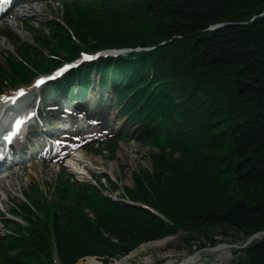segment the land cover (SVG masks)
<instances>
[{
	"label": "trees",
	"instance_id": "obj_1",
	"mask_svg": "<svg viewBox=\"0 0 264 264\" xmlns=\"http://www.w3.org/2000/svg\"><path fill=\"white\" fill-rule=\"evenodd\" d=\"M135 0L131 6V14L127 19L115 21L112 23L116 27L115 30L122 34L123 38L134 41L129 38L136 31L138 24H149L156 27H161L160 31L150 34L147 37L148 43H157L160 40H169L172 37H182L183 42L188 44V51L191 57L196 58V64L191 61L189 64L194 65L189 71L188 76L197 78L203 77V73L211 70H228V78L233 81L234 88L237 91V96L245 102L253 103L256 110L255 116L251 121L242 122L240 125L233 123L238 121L239 115L223 111L220 105H223V97H218L214 91V95L210 96L209 101L212 112L215 117H223L232 119L231 125L226 131V144L231 146L234 153V158L239 161V166L236 171L238 174V182L242 186H249L253 189H264V15L255 17L247 24H236L239 22H247L252 17L259 15L264 11V0ZM136 3H140L138 11H133L136 8ZM215 23H227L221 28L213 31L206 30L207 27ZM97 26V25H96ZM93 26L94 31L99 32V27ZM129 27V28H127ZM172 43H167L166 51H173L178 40H172ZM182 52L181 49L178 50ZM197 57H195V56ZM188 65V64H187ZM185 67V66H184ZM230 70V71H229ZM209 73V72H208ZM208 81L209 77H208ZM212 82V81H211ZM216 89V88H215ZM214 89V90H215ZM219 105V106H218ZM203 108L208 110L207 106ZM251 113V111H249ZM199 157V155H192ZM202 166L205 164L203 158H199ZM229 156L224 155L222 161H230ZM188 159L177 161V167L170 163H165L170 170L168 178L162 181L163 193L157 198V193L153 190L156 196L141 185L146 182H154L150 177L146 176V180H137L141 186L138 193L143 195V198L151 205L160 208L162 211H168L173 216H178L187 230L197 232V230L205 224L200 223L203 218L201 215L208 216L207 224L223 225L230 224L236 229L243 231L244 235H249L255 231L264 229V202H259L261 198L253 200H245L241 197L224 198L223 196L229 191L228 186L231 183L228 181L220 182V192L216 194L220 197L218 201V209L215 211L204 210L205 213L198 212L195 208L191 210L193 205H196L195 200L191 197H184L188 187L196 189L195 196L211 195V190L217 188L213 183L208 182L204 185V181L208 177H204L203 170L192 171L186 165ZM185 167L190 172L184 170ZM200 173V175H199ZM194 174L197 176V182L194 179ZM200 176V177H199ZM157 181V180H156ZM152 184H149L151 186ZM155 188V185L153 186ZM178 191L182 197L181 200H175L173 194ZM225 197H227L225 195ZM232 199L234 201L231 202ZM227 200H229L227 202ZM234 202V203H233ZM132 213L133 223L138 224L136 214L140 211H130ZM126 214V213H125ZM143 218L154 221L150 236L140 235L141 237H133L129 240L128 249L142 240H147L151 236H160L163 233L174 232L175 227H169L167 223L162 224L161 220L148 213L143 212ZM127 215V214H126ZM128 217H126L127 219ZM143 226L145 223L139 222ZM119 226V222L117 224ZM135 227V226H133ZM116 230V228H115ZM113 230L112 232H114ZM99 232V231H98ZM94 247H104L105 242L94 234ZM105 238V237H104ZM119 246V245H118ZM106 248V247H104ZM80 250H72L69 248L65 254L64 261L66 264H73L77 253ZM246 264H264V239L255 243L247 250ZM35 261L37 259H34ZM41 262L36 261V264ZM44 264V263H43Z\"/></svg>",
	"mask_w": 264,
	"mask_h": 264
},
{
	"label": "rangeland",
	"instance_id": "obj_2",
	"mask_svg": "<svg viewBox=\"0 0 264 264\" xmlns=\"http://www.w3.org/2000/svg\"><path fill=\"white\" fill-rule=\"evenodd\" d=\"M60 0H48L46 3H41L37 9L38 12L36 16L34 17L33 25L38 28L39 31V38H35L36 41H39L38 43L45 45L44 41L42 40L43 38H48L49 35L51 36H60V33L52 29L50 26L44 28L43 30L41 27L39 28L38 24H47V22L60 15L61 11V5L58 3ZM78 22V21H77ZM52 24V23H49ZM129 28V27H127ZM64 29V28H63ZM136 31L130 36L131 39H133L135 42H139L141 44H144L147 40V37L150 34H153L157 31L161 30V27H156L152 26L149 24H143L140 23L138 24V27L135 28ZM66 30V29H65ZM107 33L112 34L114 37L120 39V34L116 30L109 31L108 28L105 30ZM18 40L19 42H25V43H31L32 42V33L26 31V29H22L18 32ZM17 41V40H16ZM176 47H178L182 52L177 51L176 52V57L173 59L177 61V69L179 68V71L182 73L186 74V71H182L183 66H189L187 65V57L189 53L187 52L188 45L186 42H176ZM34 50L36 47L33 48ZM184 50L186 51V54L184 53ZM45 52L46 50L43 49ZM195 56V55H194ZM197 57V56H195ZM198 58V57H197ZM191 61L196 64L197 60L194 57H191ZM191 66V65H190ZM230 71V70H229ZM209 72V73H208ZM203 73V76H206L203 82L209 83L207 78L209 77L210 84H212V89L216 88L214 91L219 95L223 96L224 98V109L225 112H229L232 115L236 114L239 115L238 119H240L242 116L249 115V111H254V104L253 103H248L243 101L237 96V91L234 88L233 81L229 79L227 73L228 70H221L218 71L216 70H211ZM179 73V72H177ZM212 81V82H211ZM213 91V93H214ZM215 94V93H214ZM203 97V96H202ZM210 101L208 102L207 105H209ZM223 103V102H222ZM197 106L202 107V105H205V103H200V101L196 102ZM212 111V110H210ZM210 115V113H208ZM225 118V117H224ZM233 118V116H232ZM217 120V119H216ZM229 120V119H228ZM221 125H223L221 123ZM129 128H131L133 131L131 134L123 140L120 144V147L116 152H102L100 155H94L93 153H90L87 151L86 156H81L82 159L85 161H91L94 159L97 161V165L95 167H92L95 170L96 174H101L102 172H105L110 175L112 179L115 180L116 183H112L107 180V178H97L95 180L94 178L89 180L85 175L82 174H76L74 173V178L78 179H83L87 180L89 182H92L91 186L87 187H81L80 185H74L70 186L68 183L64 185L65 188H77L80 189L77 193H71L65 191L66 196H70L71 198H74L78 196L82 191L81 195L79 197H76L75 200L89 197L91 191L92 192H98L104 197L108 198L110 196L111 198L118 199L117 197L126 196V194L123 195L124 191H127L132 197L131 199L133 201H139V200H145L143 199V195L138 193L139 189H141V186L135 182L136 177L138 176L140 180L142 179L141 176H144L145 171H150L152 175L150 176L151 180L154 182H146L141 185H149L153 187L155 185V188L157 191L158 188L160 189V186L162 184L161 180H165L168 178L170 175V170H168V167L163 166V162L160 163L161 159L166 160L167 158L172 159V157H176L177 160L181 159H188L189 162H186V165L192 169V171L195 173V171H198L199 169L202 170L205 165H208L207 171L210 172L214 176H219L214 184H217L219 186V182H224L228 181L231 183V186H228L229 191L225 194L226 196L230 197H241L242 199H247V200H253L254 198L258 197L261 198L259 202H264V189H253L249 186H242L238 182V177H233L231 175V172L234 171V168L236 167V159L234 158V151L231 146L226 144V138H221V137H214L220 133L222 130V126H218L216 129V126L213 124H206L205 121L202 122L201 124V130L200 134L206 138V140L212 141L214 139L213 144H210V146L214 147L212 149V155L206 157L202 156V158H205L208 162V164H202L200 163L201 157H195L190 154L186 148H184V152L181 151L179 153L176 152L175 156H167V155H161L159 157L157 148H154V146L151 144L152 141H138V138H134V128L128 125ZM220 135V134H219ZM205 140V139H204ZM205 140V141H206ZM111 146H114L112 144ZM177 149L179 147H176ZM95 152L94 150H92ZM186 152V154H185ZM189 153V154H187ZM217 155H221L220 157H216ZM224 155L229 156L230 161H222V158ZM213 156V157H212ZM168 163L172 164L174 167H177V163L175 162H170ZM90 168V165H87ZM220 166H228L230 167L229 169L221 170ZM37 167L39 169L42 168V174L38 175L36 178L38 184L40 185L42 189V193L44 196L49 198L50 200L53 197L54 190H58L54 187H51V183L55 181L57 178V170L58 168L51 169L48 168L47 165L44 164H37ZM81 170V168H78ZM186 170V168H184ZM50 171V175H49ZM59 171V170H58ZM204 172V170H203ZM60 175L65 174V175H70L69 171H66L64 169L60 170ZM49 175V176H48ZM71 176V175H70ZM39 178H43L44 181L40 180ZM157 180V181H156ZM144 181V180H141ZM212 186L213 180H209ZM24 182V181H23ZM23 182L17 183L15 182L12 185L11 191H9V195L13 196L14 192L17 191V193L14 196V201L17 202V198L20 196V189L22 191H25L26 193L30 192V195L33 197L31 199L36 201V195H34L33 189V183L34 181L29 179L26 183H28V186L26 187ZM36 182V183H37ZM116 184V185H115ZM163 185V184H162ZM22 186V187H20ZM158 186V188L156 187ZM33 191V192H32ZM60 191V190H59ZM117 196V197H116ZM145 196V195H144ZM35 197V198H34ZM54 197H57L58 195H54ZM64 201L72 202L69 200L68 197H66V200L63 199ZM115 201V208L117 210H122L126 212L128 218L125 219L123 215H120V211H118L117 214L110 215L109 218L113 217L116 221L118 220L119 226L114 224L113 222L111 223L113 226L109 227L110 225L106 224L102 219L103 217H96L93 214V211L96 210L94 208L95 205L101 206L98 203H91L87 206H81L80 208H84V215L86 218H90L87 220L85 225L81 226V235L80 236H85L88 240H93L94 234L91 235L88 232V228L91 226L95 227V231L98 234L100 238L103 239L105 242L104 247H97V249H92L91 247L93 244H87L83 249H80L75 255L81 256L79 258H75V260L72 261L73 264H77L78 260L80 259H86L87 257H96L98 260L103 262L104 264H109L117 259H120L124 256H126L128 253L132 252L137 248L139 245L145 243V242H150V241H157V240H162L163 243L158 246H153L149 247L146 250H140L137 252L133 257H131L128 261V264H159L161 262L170 260V261H179L181 259H184L187 257V255H192V258L194 261L189 264H236L237 260L239 257H242V249L239 251L236 249L238 247V244L242 243L243 246L245 240L244 236L241 235L238 231L234 230V226L232 225H226L223 224L222 226L219 225H210L207 224L208 216L206 215H201L203 218L200 220V223L205 222L200 228L197 230V233H191L188 230L184 228L182 223L179 221L180 226H177L174 232L172 233H163L162 235L156 237V236H151L147 240H142L138 242L136 245L133 246V248H128L125 250L127 247L129 240H131L133 237H141L140 235H147L150 236V233H153V230L151 228L156 225L154 221H151L149 219L143 218L142 211L139 210L138 208L135 207H126L123 208L122 202L121 201ZM10 203L9 201H7ZM108 201L104 203L103 205H107ZM110 203L113 205V203L110 201ZM137 204V203H136ZM145 204H149L146 202ZM50 210L53 211V205L50 204ZM52 207V208H51ZM123 208V209H122ZM195 208L198 212L200 213H205L203 212L204 210H212L215 211L217 210L218 207V199L217 195L215 196H206V197H198L196 199V205H193L191 207V210ZM101 208H98V210H101ZM145 210V209H144ZM130 211H140L136 215L140 217L137 221L138 224L133 223L135 227L132 226V213ZM206 214V213H205ZM177 220H181L178 216H174ZM112 218V219H113ZM145 223L143 226L141 223ZM3 226L0 225V232L3 231ZM116 228V230H115ZM115 230L114 232H112ZM99 231V232H98ZM166 234V235H165ZM195 235V236H194ZM193 236L195 238H193ZM105 237V238H104ZM162 238V239H161ZM248 242V241H247ZM255 242V241H254ZM219 243H227L228 247H222V248H217V249H212L214 245ZM214 244V245H213ZM235 246H234V245ZM119 245V246H118ZM125 247L124 249H122ZM211 249H208L210 248ZM67 249V248H66ZM237 256V257H236ZM145 257H148L149 260H146ZM237 258V259H236ZM240 260H238L239 262Z\"/></svg>",
	"mask_w": 264,
	"mask_h": 264
},
{
	"label": "bare ground",
	"instance_id": "obj_3",
	"mask_svg": "<svg viewBox=\"0 0 264 264\" xmlns=\"http://www.w3.org/2000/svg\"><path fill=\"white\" fill-rule=\"evenodd\" d=\"M23 11H26V9L24 8ZM106 93L108 95H110L109 90H106ZM92 161H93V163H97V161H95L94 159ZM36 174L40 175L41 171L37 170ZM28 177H31V176H28ZM29 179H31V178H27L26 181H28ZM32 180L35 182L36 178H32ZM42 180H44V179L42 178ZM24 185L28 186V183H25ZM164 240L165 239L157 240V241L145 242V243L139 245L137 248H135V250H133L132 252L128 253L126 256H124V257H122L120 259H117V260H115V261H113V262H111L109 264H128L129 259L131 257H133L140 250L144 251V250H146L149 247L161 245ZM145 259L149 260L148 257H145ZM193 261H194L193 258L191 260H189V261H188V259H185V260L182 259L180 262H177V264H189V263H192ZM77 264H104V263L101 262L100 260H98V258H96V257H87L86 259L78 260ZM159 264H175V263H173V261L167 260V261L161 262Z\"/></svg>",
	"mask_w": 264,
	"mask_h": 264
},
{
	"label": "snow or ice",
	"instance_id": "obj_4",
	"mask_svg": "<svg viewBox=\"0 0 264 264\" xmlns=\"http://www.w3.org/2000/svg\"><path fill=\"white\" fill-rule=\"evenodd\" d=\"M10 0H0V7H2L3 4L9 3Z\"/></svg>",
	"mask_w": 264,
	"mask_h": 264
}]
</instances>
